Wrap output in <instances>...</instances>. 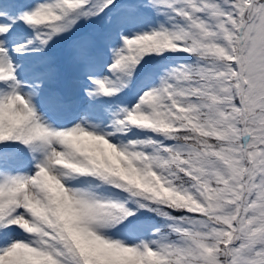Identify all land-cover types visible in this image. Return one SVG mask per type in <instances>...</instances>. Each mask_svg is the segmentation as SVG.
<instances>
[{"label": "snow or ice", "instance_id": "obj_1", "mask_svg": "<svg viewBox=\"0 0 264 264\" xmlns=\"http://www.w3.org/2000/svg\"><path fill=\"white\" fill-rule=\"evenodd\" d=\"M0 264H264V0H0Z\"/></svg>", "mask_w": 264, "mask_h": 264}]
</instances>
